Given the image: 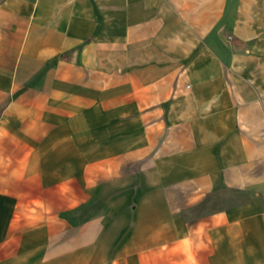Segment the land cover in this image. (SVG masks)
<instances>
[{
  "label": "crops",
  "instance_id": "crops-1",
  "mask_svg": "<svg viewBox=\"0 0 264 264\" xmlns=\"http://www.w3.org/2000/svg\"><path fill=\"white\" fill-rule=\"evenodd\" d=\"M0 264H264V0H0Z\"/></svg>",
  "mask_w": 264,
  "mask_h": 264
}]
</instances>
